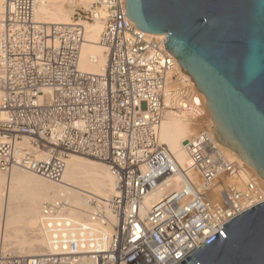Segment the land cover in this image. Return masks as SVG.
I'll use <instances>...</instances> for the list:
<instances>
[{
	"label": "built area",
	"instance_id": "2783aa9c",
	"mask_svg": "<svg viewBox=\"0 0 264 264\" xmlns=\"http://www.w3.org/2000/svg\"><path fill=\"white\" fill-rule=\"evenodd\" d=\"M124 1L94 0L68 25L35 20L48 0L1 1L0 173L19 168L58 184L78 155L105 164L116 184L110 198L90 201L82 221L68 216L62 198L43 203L46 252L23 257L0 248V264H179L264 202L215 140L212 121L184 142V165L160 143L167 112L194 122L206 109L165 50L166 36L137 30ZM95 21L106 62L102 73L88 74L79 70L80 53L84 24ZM156 190L161 196L147 209Z\"/></svg>",
	"mask_w": 264,
	"mask_h": 264
},
{
	"label": "water",
	"instance_id": "95a60500",
	"mask_svg": "<svg viewBox=\"0 0 264 264\" xmlns=\"http://www.w3.org/2000/svg\"><path fill=\"white\" fill-rule=\"evenodd\" d=\"M125 15L205 97L213 136L264 180V0H125ZM179 264H264V202Z\"/></svg>",
	"mask_w": 264,
	"mask_h": 264
},
{
	"label": "bare ground",
	"instance_id": "6f19581e",
	"mask_svg": "<svg viewBox=\"0 0 264 264\" xmlns=\"http://www.w3.org/2000/svg\"><path fill=\"white\" fill-rule=\"evenodd\" d=\"M93 1L48 0L46 4L36 7L35 20L51 25H68L73 22L71 18L75 7L88 9ZM84 28L85 43L80 53L79 70L88 74H100L104 71L106 62L105 51L98 43L102 24L95 21L84 24ZM147 35L151 38L160 36ZM199 95L206 109L205 97L201 93ZM206 113L204 121L201 120L204 118L202 117L194 122L178 113L165 114L158 129L159 141L166 146L179 164L184 165L187 162L184 142L196 133L192 124L199 128L211 121L207 109ZM222 147L229 159L241 163L242 178L253 181L264 194V180L257 175L254 168L243 162L235 152ZM115 184L116 180L105 164L78 155H71L68 158L61 182L58 184L19 168H11L6 174L0 173V248L23 257L44 254L47 242L39 230L43 203L62 198L70 206L68 216L72 220L82 221L92 210L90 201L93 198L113 196ZM161 193L160 190H156L147 196L145 207L148 209L154 204ZM213 199H216L215 195ZM105 232L108 233L110 230L105 229ZM78 264L92 263L87 258H82Z\"/></svg>",
	"mask_w": 264,
	"mask_h": 264
},
{
	"label": "rangeland",
	"instance_id": "374dc122",
	"mask_svg": "<svg viewBox=\"0 0 264 264\" xmlns=\"http://www.w3.org/2000/svg\"><path fill=\"white\" fill-rule=\"evenodd\" d=\"M79 9H81V10H85L83 7H75V11L73 12V15H74V13H77V11L79 10ZM74 17H76V15H74ZM71 20H73V16H72V18H71ZM206 117H207V113H206V115L204 116V118H202L201 120H205L206 119ZM203 120V121H204ZM192 127H193V130H194V132H197V130H199V128L198 127H196V126H194L193 124H192ZM80 157H83V158H87V157H84V156H80ZM87 159H90V160H93V161H96V162H99V163H102V162H100V161H97V160H94V159H91V158H87ZM3 174H6V173H3Z\"/></svg>",
	"mask_w": 264,
	"mask_h": 264
}]
</instances>
